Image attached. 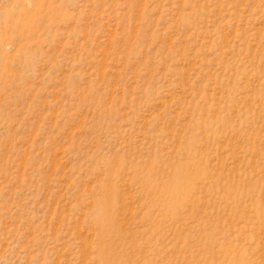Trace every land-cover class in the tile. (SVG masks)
<instances>
[{"label":"rangeland","instance_id":"obj_1","mask_svg":"<svg viewBox=\"0 0 264 264\" xmlns=\"http://www.w3.org/2000/svg\"><path fill=\"white\" fill-rule=\"evenodd\" d=\"M0 264H264V0H0Z\"/></svg>","mask_w":264,"mask_h":264}]
</instances>
